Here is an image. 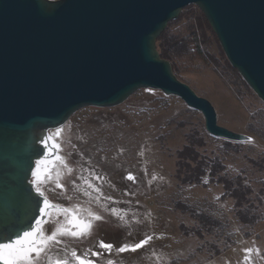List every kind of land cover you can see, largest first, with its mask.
I'll use <instances>...</instances> for the list:
<instances>
[{"label": "rangeland", "instance_id": "rangeland-1", "mask_svg": "<svg viewBox=\"0 0 264 264\" xmlns=\"http://www.w3.org/2000/svg\"><path fill=\"white\" fill-rule=\"evenodd\" d=\"M157 49L181 81L211 102L219 125L252 141L211 136L199 111L159 90L74 112L55 140L59 179L35 185L54 203L102 218L92 220L88 236L58 237L46 256L71 260L75 251L93 264H264V103L230 66L195 5L168 23ZM202 171L198 183L182 182ZM222 176L228 189L218 183ZM62 218L54 213L42 230L51 234Z\"/></svg>", "mask_w": 264, "mask_h": 264}, {"label": "water", "instance_id": "water-1", "mask_svg": "<svg viewBox=\"0 0 264 264\" xmlns=\"http://www.w3.org/2000/svg\"><path fill=\"white\" fill-rule=\"evenodd\" d=\"M188 5L202 11L230 66L264 103V0H0V244L66 209L38 194L32 176L59 156L50 132L84 107L159 90L199 111L211 136L252 141L219 125L211 102L157 49ZM45 199L55 207L41 217Z\"/></svg>", "mask_w": 264, "mask_h": 264}, {"label": "snow or ice", "instance_id": "snow-or-ice-1", "mask_svg": "<svg viewBox=\"0 0 264 264\" xmlns=\"http://www.w3.org/2000/svg\"><path fill=\"white\" fill-rule=\"evenodd\" d=\"M57 135H59V130L57 131ZM50 139L52 138H46L45 143L47 144ZM52 147L57 148L59 146L53 144ZM60 159L59 156L56 157L57 161ZM44 171L47 172L48 170L45 169ZM42 175V173L35 170L33 171V176L37 178V181L41 179ZM128 179H133V177L129 174ZM35 182L36 181H34V183ZM57 187H63V185L57 184ZM36 191L41 196L44 195L39 186L36 187ZM50 207L55 206L50 205V202L45 199L43 206L40 208L41 217L48 213ZM62 211L64 213V223L60 224L59 220H57L55 223L59 224V227H54L51 234H47L40 227H34L24 232L22 236H18L15 240L0 244V264H38L42 257L45 258L46 264H93V261L78 255L75 251L70 253L71 260L67 257L52 260L50 257L46 256V253H49L51 250V245L53 243H59L58 237L70 236L72 238H83L88 236L91 234L93 228L92 220H100L102 218L100 215L91 211H89L87 217H85L82 210L78 207L63 209ZM113 212L115 213V210H113ZM122 218L123 217H121V219ZM41 223L42 220L36 221L37 225ZM150 239L151 237H148L135 244L132 250L135 251L141 248ZM100 247L105 250H111L113 246L101 241ZM127 247L128 246L125 245L118 249V251L123 252L127 250ZM251 251L252 249H244L245 253H250ZM92 255H99V253H92ZM245 259H247V256ZM108 264H111V261H109Z\"/></svg>", "mask_w": 264, "mask_h": 264}, {"label": "flooded vegetation", "instance_id": "flooded-vegetation-1", "mask_svg": "<svg viewBox=\"0 0 264 264\" xmlns=\"http://www.w3.org/2000/svg\"><path fill=\"white\" fill-rule=\"evenodd\" d=\"M52 160H46V162L44 163V164H38V167H37V172H39V173H42L43 175H42V177H41V179H40V181H43V180H45V178H47V179H50V178H54L55 180H58L59 179V177H60V175H61V173L60 174H54V172H53V169L52 168H49L48 169V164L51 162ZM44 165V166H43ZM46 165V166H45ZM45 169H47L48 171L47 172H45L44 170ZM62 170V169H61ZM37 180V178L36 177H34V176H32V181H36ZM35 184H37L36 182H35ZM37 187V186H36ZM42 191V190H41ZM43 192V191H42ZM44 193V192H43ZM44 195L48 198V196L44 193ZM49 199V198H48ZM50 200V199H49ZM51 201V200H50ZM52 202V201H51ZM54 203V202H53ZM54 204H58V203H54ZM58 205H60V204H58ZM60 206H63V207H65L66 209H69V207H67V206H64V205H60ZM54 213H58V214H60L63 218H62V222H61V224H63L64 223V213H63V211H53L52 212V214H51V216L54 214ZM83 215L85 216V217H87V215L86 214H84L83 213ZM49 220V219H48ZM48 220L46 221V223L48 222ZM45 223V224H46ZM64 237H66V236H64ZM67 238H72V237H70V236H67ZM99 238V237H98ZM76 239H81V238H76Z\"/></svg>", "mask_w": 264, "mask_h": 264}, {"label": "trees", "instance_id": "trees-1", "mask_svg": "<svg viewBox=\"0 0 264 264\" xmlns=\"http://www.w3.org/2000/svg\"><path fill=\"white\" fill-rule=\"evenodd\" d=\"M160 54H161L162 57L167 58L166 55H165V53L163 54V53L161 52ZM204 173H205V171L199 172L198 174H194L191 178H187V180H183L182 182H183V183H198V182L200 181L201 177L204 175ZM214 173H215V172H213V171L211 172V169H210V173H209L210 176L214 177ZM218 183L224 185L226 188H227V186H228V187L231 186V185L229 184V183H231V182H230L229 180H227L226 178H224L223 176H222V178L218 179ZM227 189H228V188H227ZM232 196L235 198L237 204H239V203H240V199H239L238 196H236V192L234 193V195L232 194ZM239 196H241V195H239ZM242 196H243V195H242ZM238 202H239V203H238ZM237 204H236V205H237Z\"/></svg>", "mask_w": 264, "mask_h": 264}, {"label": "bare ground", "instance_id": "bare-ground-1", "mask_svg": "<svg viewBox=\"0 0 264 264\" xmlns=\"http://www.w3.org/2000/svg\"><path fill=\"white\" fill-rule=\"evenodd\" d=\"M62 128H63V127H60L59 129H55V131L53 130V131L50 132V134H51V136L54 138V140L57 141V138H59V137L61 136ZM58 130H59V135H57V131H58ZM59 162H61V161H60V160H59V161L55 160L54 162L49 163V164H48V169H49V168H52L54 174H60L61 171H62V170H61L62 168H60L61 166L59 165ZM65 163H66V161H65ZM43 166H44V165H43ZM45 166H46V165H45Z\"/></svg>", "mask_w": 264, "mask_h": 264}, {"label": "crops", "instance_id": "crops-1", "mask_svg": "<svg viewBox=\"0 0 264 264\" xmlns=\"http://www.w3.org/2000/svg\"><path fill=\"white\" fill-rule=\"evenodd\" d=\"M259 254V253H258Z\"/></svg>", "mask_w": 264, "mask_h": 264}]
</instances>
